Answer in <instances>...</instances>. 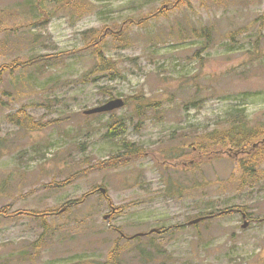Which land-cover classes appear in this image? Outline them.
Masks as SVG:
<instances>
[{"label": "rangeland", "instance_id": "1", "mask_svg": "<svg viewBox=\"0 0 264 264\" xmlns=\"http://www.w3.org/2000/svg\"><path fill=\"white\" fill-rule=\"evenodd\" d=\"M174 1L0 0V66L52 55L0 70V207L21 212L0 217V264H111L115 242L121 264H264V222L254 220L264 218V166L242 185L226 156L194 173L175 164L187 168L186 147L231 112L264 122V0ZM127 18L135 21L123 34L89 48ZM95 51L111 59L109 70L94 69ZM114 97L126 105L83 113ZM22 111L43 128L9 122ZM112 122L120 138L106 136ZM123 140L141 157L92 169L121 155ZM168 154L176 158L165 166ZM99 187L121 206L118 214L98 192L61 214L32 216ZM234 206L253 223L242 228L232 211L186 224ZM161 226L171 229L135 241L119 240L115 230Z\"/></svg>", "mask_w": 264, "mask_h": 264}, {"label": "trees", "instance_id": "2", "mask_svg": "<svg viewBox=\"0 0 264 264\" xmlns=\"http://www.w3.org/2000/svg\"><path fill=\"white\" fill-rule=\"evenodd\" d=\"M54 1V0H53ZM63 1V0H56ZM186 0H175L173 4H184ZM163 6H167V3H163ZM57 11V10H56ZM158 14L160 12H157ZM153 13L149 16H152ZM134 18H127L120 23V27L114 32V30H110L109 34H123L124 28L134 22ZM130 22V23H128ZM111 29L107 27L104 29ZM193 29H196L194 27ZM104 31V32H105ZM108 33L102 36L106 37ZM97 40H93L90 42L89 46L95 48V43ZM99 42V40H98ZM123 42V41H122ZM119 46L122 44L117 43ZM98 46V44L96 45ZM96 57L100 59V62L95 64V70H109L111 68L112 61L111 59L105 57L104 55L99 54V52L95 51ZM52 58V55H40L35 58H32L23 63H13V64H3L0 66V70L6 71L16 68L17 66H28L39 63L41 61H49ZM13 115V114H12ZM11 120L22 127L33 130L43 128V125L39 122H35L32 116L19 112L15 115L11 116ZM112 124L109 126L106 136L111 135L110 139L120 138V131L118 128H115ZM120 146L125 150L121 155L116 157L114 160L104 161L100 163L98 166H94L92 169L99 170L101 167H119L124 166L132 161L136 160L137 157H140L142 149L135 148L134 144L128 141L119 142ZM188 150L191 152V163H189L188 167L190 169H195L199 167L202 163H205L209 160L217 158L220 154V151H229L234 155H237V164H238V182L240 184H247L253 181H256L260 178V166L264 163V122H256L251 123L247 118L246 114L240 111H234L229 114V116L222 122L221 126L218 129L207 131L202 136H199L197 141L189 145ZM128 156V157H127ZM174 154H168L165 158L163 164L167 166L170 161L174 160L176 157H173ZM182 164L183 171H187L186 164L183 161H177L175 164ZM259 175V177H257ZM91 192H87L82 197L76 201L71 202L70 204L79 203L83 201L90 195ZM244 210L238 206L230 207L228 209H224L221 211H210L202 215L214 214V213H229L232 211ZM20 211L11 212L8 210L7 206L0 207V216L3 218H9L19 215ZM165 227H161L160 230H165ZM118 244L116 243L114 248L109 251V256L111 260V264H121L118 261Z\"/></svg>", "mask_w": 264, "mask_h": 264}, {"label": "water", "instance_id": "3", "mask_svg": "<svg viewBox=\"0 0 264 264\" xmlns=\"http://www.w3.org/2000/svg\"><path fill=\"white\" fill-rule=\"evenodd\" d=\"M123 104H124V102L120 98L112 99V100H109L108 102H106L100 106L86 110L85 113L86 114H92V113H97V112H107V111L119 108V107L123 106ZM199 220H201V219L200 218L195 219V220L190 221L189 223L192 224V223L198 222ZM242 226L245 227L246 223H244Z\"/></svg>", "mask_w": 264, "mask_h": 264}, {"label": "bare ground", "instance_id": "4", "mask_svg": "<svg viewBox=\"0 0 264 264\" xmlns=\"http://www.w3.org/2000/svg\"><path fill=\"white\" fill-rule=\"evenodd\" d=\"M124 148V147H123ZM138 148V147H137ZM117 155H115V157H116ZM128 157V156H127ZM110 159V158H109ZM114 159V158H113ZM107 161H108V159H107ZM221 211V210H220ZM235 212H237V213H240V215H241V218H244V219H246L247 217H248V214H247V212L245 211V210H239V211H235ZM230 213V212H229ZM224 214H228V213H224ZM223 214V215H224Z\"/></svg>", "mask_w": 264, "mask_h": 264}]
</instances>
